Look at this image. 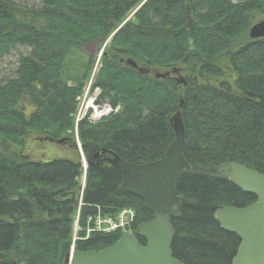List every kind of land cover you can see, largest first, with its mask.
Returning a JSON list of instances; mask_svg holds the SVG:
<instances>
[{
  "label": "trees",
  "instance_id": "trees-1",
  "mask_svg": "<svg viewBox=\"0 0 264 264\" xmlns=\"http://www.w3.org/2000/svg\"><path fill=\"white\" fill-rule=\"evenodd\" d=\"M40 1V8H30L0 0V60L17 46L31 48L20 57L17 78L0 85V264H64L72 246L99 251L114 245L120 231L85 239L89 218L99 213L114 217L133 208L134 231L153 220L145 201L122 189L123 172L105 155L94 156L107 151L135 164L163 158L179 111L192 169L176 181L182 204L172 218L173 254L185 264H232L241 239L224 230L215 213L247 207L256 196L213 169L237 162L264 173V38L249 36L264 20V0ZM112 35L94 84L102 90L96 103L110 115L78 125L91 162L80 194V161H34L21 150L31 135L68 138L66 145L77 149V98L93 63L82 60L77 68L68 59L86 42L106 44ZM128 58L151 73L122 62ZM175 67L187 84L174 75L155 77ZM23 98L35 106L29 117L18 107Z\"/></svg>",
  "mask_w": 264,
  "mask_h": 264
},
{
  "label": "water",
  "instance_id": "water-1",
  "mask_svg": "<svg viewBox=\"0 0 264 264\" xmlns=\"http://www.w3.org/2000/svg\"><path fill=\"white\" fill-rule=\"evenodd\" d=\"M249 36L251 39L264 38V20L251 27ZM123 61L141 75L150 73V68L139 66L131 58ZM180 73L181 69L175 67L172 73H156L155 77L164 79L171 74H178V82L186 84V79ZM171 124L175 140L163 158L146 164L125 161L116 154L105 159L123 172L122 189L142 198L147 208L154 212V219L140 225L134 233L122 235L114 245L103 250L78 251L73 248L65 255L64 264H185L173 254L175 229L172 218L181 213L182 201L176 181L189 173L192 166L184 154L186 129L180 111L171 118ZM47 140L58 144L67 141L66 138ZM106 153L103 152L104 155ZM100 156L97 153L94 158ZM213 172L256 196V201L247 207H223L215 213V219L221 227L241 239L232 264H264V173L237 162L221 164ZM138 237L144 238L146 243L141 244Z\"/></svg>",
  "mask_w": 264,
  "mask_h": 264
},
{
  "label": "rangeland",
  "instance_id": "rangeland-1",
  "mask_svg": "<svg viewBox=\"0 0 264 264\" xmlns=\"http://www.w3.org/2000/svg\"><path fill=\"white\" fill-rule=\"evenodd\" d=\"M16 3L30 7V8H40L41 1L40 0H13ZM102 48L105 45L100 40H94L90 42H86L84 45V49L80 51H74L72 55L69 57L68 62H70V66H76L80 68L79 62L84 60L87 63L90 61L93 63V68L89 77L88 82L86 83L83 93L78 96V109L75 116V129L78 123H80L85 117H87L93 123L100 122L105 118L109 117L110 110L105 109V104H96L95 101L102 94V90L100 87H94L95 77L98 74V71L102 67V56H100L102 52ZM31 53V48L28 46H17L11 50L9 54H6L0 60V85L8 84L11 80L17 78L16 71L19 67L20 57L28 56ZM78 63V65H76ZM183 76L184 75L183 73ZM96 96V99L94 98ZM98 97V98H97ZM95 104L100 108V112L102 115L96 117L95 110L91 105ZM19 109L24 110L26 116L29 117L30 114L35 110V106L31 103L29 98H23L19 102ZM109 110V111H108ZM117 111V110H116ZM40 136L31 135L26 138L25 146L21 150L25 154L29 155L34 161H50L55 158H68L71 160H76L82 162L81 154L78 149L70 148L68 145L58 144L56 142L49 141H40ZM75 138L77 139V143L80 141L78 135L75 132ZM81 145V142H80ZM86 187V179L84 175L79 178V189L80 194H82L83 190ZM81 196V195H80ZM77 219V216L74 219ZM74 236L73 239L76 238V234L80 231L79 225H75L73 223ZM78 230V231H77Z\"/></svg>",
  "mask_w": 264,
  "mask_h": 264
},
{
  "label": "built area",
  "instance_id": "built-area-1",
  "mask_svg": "<svg viewBox=\"0 0 264 264\" xmlns=\"http://www.w3.org/2000/svg\"><path fill=\"white\" fill-rule=\"evenodd\" d=\"M107 107V106H105ZM105 109H108L105 108ZM109 111V110H108ZM134 218V213L131 210H123L118 219L116 221L110 220V219H104L101 216H99L95 220V228L90 229L89 232L92 231H111L116 230L118 228H123L129 225Z\"/></svg>",
  "mask_w": 264,
  "mask_h": 264
},
{
  "label": "bare ground",
  "instance_id": "bare-ground-1",
  "mask_svg": "<svg viewBox=\"0 0 264 264\" xmlns=\"http://www.w3.org/2000/svg\"><path fill=\"white\" fill-rule=\"evenodd\" d=\"M97 106H98V105H97ZM97 106H96L95 104L91 105V107H93L94 110H95V116H96V117L102 115V113L100 112V108L97 107Z\"/></svg>",
  "mask_w": 264,
  "mask_h": 264
}]
</instances>
